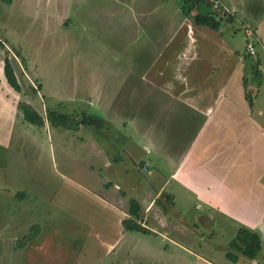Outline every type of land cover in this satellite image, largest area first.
I'll use <instances>...</instances> for the list:
<instances>
[{
	"label": "rangeland",
	"instance_id": "obj_1",
	"mask_svg": "<svg viewBox=\"0 0 264 264\" xmlns=\"http://www.w3.org/2000/svg\"><path fill=\"white\" fill-rule=\"evenodd\" d=\"M252 1L258 5L263 4L264 10V0ZM244 2L247 3V0ZM180 4L182 5V0H0V41L3 43L0 45V60L3 64L5 57L16 61L19 66V76L16 78L21 90H24L26 103L39 111L44 123H47L45 128L31 126L23 117L21 122L24 121L29 129L35 131L33 133L31 130L35 138L27 132L26 144L21 145L19 150L13 146L7 150L0 148V264H83L78 263L83 248L87 250L86 260L90 264H201L198 258H205L216 264H264L263 238L261 249L253 259L241 255L244 258L235 262L224 254L227 251L235 252L230 247V241L238 230L236 225L213 213L212 224L204 225L202 220L197 221V225L188 223L189 208L184 206L193 199L187 188L170 175L174 169L172 160L155 148L146 153L145 126L150 135L157 136L156 132H160L165 125L162 123H171V118L167 111L165 117H162L161 109L156 108L155 98L152 99L151 108L146 103V99L152 97H148L149 83L145 78L150 63L140 62L141 56H144L143 47L149 43L147 36L150 31L145 29L144 19H149L153 14L155 28L159 26L165 31L171 24L164 16L165 11L175 9ZM209 4L213 12L223 8L224 12L219 11L218 19L228 21L231 12L222 6L223 0H210ZM129 11L135 14V20L134 17L129 20ZM142 12L145 17L140 14ZM192 15L190 17L193 21ZM238 18H242L241 15ZM162 19L164 20L161 21ZM88 23L93 31L85 33ZM129 24L135 25L137 30L134 31L131 27V30L124 31V42L120 43L117 41L119 28L128 29ZM229 27L233 29L229 28V39L235 45L238 44L239 49H243L246 43L242 33L249 25L244 26L243 32L238 21H234ZM154 33L157 34L156 29H152L150 35ZM154 45L157 46L154 47L153 54L157 56L160 42L155 39ZM114 61L120 64H114ZM259 66L262 72L259 76L254 75L253 79L256 83L262 81L257 97L264 100V62ZM158 69L161 70V65L156 67L155 64L154 71ZM114 72L118 76L115 80H110L114 79ZM1 81L5 84V78ZM104 82L105 87H111L109 89L118 94L116 100L120 99L121 103L119 108L108 110L109 113L102 103L105 98L113 101L114 96L112 99L105 97L103 94L106 90L102 94ZM31 85H35V88ZM170 108L174 111L173 107ZM20 112L22 113L21 110ZM51 113L65 117L67 121H58L50 116ZM84 115H94L103 119L104 123H112L115 128L105 127L111 137L119 132L129 131L132 138L139 141L135 151L131 150L137 165L129 154L122 151L115 153L116 156L120 154V169L126 167V172L121 173L127 174L126 176L115 174L116 172L112 176H105L101 159L89 156L83 150V138L87 135L96 137V141L91 143H96L98 154L102 143L109 144L108 141H101L98 136V131L104 126L96 129V132L90 126L88 128L92 131L87 134V126L82 124L87 123L83 122ZM117 123L129 124L122 128ZM116 137V144H126L125 137ZM23 165L34 172L28 179H24L22 175L27 167ZM140 165H145L149 171H143ZM107 178L112 182L110 188L105 184ZM115 179L120 184V192L125 194L123 200L120 198L121 193L115 189ZM150 179L155 185H162L163 189L159 191L161 194L156 203L157 209L153 206L149 213L139 206L141 218L147 215L160 216L164 203V211L166 205H169L170 213L173 210L180 213L183 209L182 214L187 221L185 227L191 231L176 232L175 229L178 230L180 225L177 223L178 219L170 218L171 214L165 213L168 227L164 230L169 240L155 233L130 231V234L120 238L117 251L98 254L99 249L103 248V244H99V238L103 239V234L100 236L98 230L104 226L106 233L110 231L114 234L115 223L112 217L101 221L103 210L110 212L111 209L97 203L91 195L115 198L130 210L133 202L138 203L139 198L153 194L148 182ZM21 182L28 186L29 193L36 195L41 201V208L38 207L34 219L37 216L44 217L46 213L51 214L55 220L53 226L58 228L55 237L42 236L40 247H29L25 251L18 248L22 245L20 243L29 239L26 237L19 239L20 243L15 241L16 250L13 248L15 244L12 234L16 233L15 226L23 227L24 220L20 219L15 226L11 221L5 220V216L10 214H5L7 211L3 193L5 187L19 186ZM107 189L113 190V194ZM50 190L52 197L48 196ZM49 199L57 207L45 212L44 204ZM24 217L29 219V214L26 213ZM149 217L142 220L146 225H150ZM154 226L157 228L156 224ZM17 231L22 232L20 229ZM193 232L200 233V244L194 245L190 241V237L194 236ZM52 242L56 245L49 248ZM150 243L152 247L149 246ZM180 244L188 249L180 248ZM157 250L168 252V256L163 260ZM178 254H183L185 260Z\"/></svg>",
	"mask_w": 264,
	"mask_h": 264
},
{
	"label": "crops",
	"instance_id": "obj_2",
	"mask_svg": "<svg viewBox=\"0 0 264 264\" xmlns=\"http://www.w3.org/2000/svg\"><path fill=\"white\" fill-rule=\"evenodd\" d=\"M204 1L209 3L210 0ZM262 5H258L252 0H247V3L244 0H223L222 6L231 12V16H228L227 22L221 21L217 28L192 21L190 16L183 13L181 4L175 9L165 11L164 16L168 22H171L165 31L159 26L155 28L153 14L148 19L143 12L140 13L145 17V29L150 31L147 36L149 43L143 47L144 56H141L140 59V62L150 63L145 78L149 83L148 97L151 96L152 98L146 99V103L148 102V106L151 108L152 99L155 98L157 101L156 108L161 109L162 117H165V111H167L171 118V123H162L165 125L160 129V132H156L158 133L157 136L150 135L151 133L145 126L146 142L144 144H146V151L155 148L162 152L164 157L172 160L174 169L170 175L179 184L181 183L187 188L190 197L193 199L184 206L189 208L190 222L188 223L197 225V221L202 220L204 225H209L213 223L212 213L216 214L238 228L245 226L255 231L260 239V249L262 238L264 240V100L257 97L262 81L256 83L253 77L261 74L262 70L259 64L264 62V10H262ZM134 15L130 12L129 20ZM239 15L242 18H238ZM234 21L240 22L242 32L244 26L249 25L251 28L257 39L254 56L246 53V49H244L246 45L243 49H239L238 44L235 45L234 41L229 39L228 34H230L231 29L229 26ZM129 26L128 29L127 27L119 28L120 34L117 32V41L120 43L124 42V31L131 30V27L132 30H137L135 25L129 24ZM85 28H87L85 33L93 31L89 23ZM152 29H156L157 34L150 35ZM243 33L242 38L247 43L245 32ZM231 34L233 36L232 31ZM155 39L160 42L157 56L153 54L154 47L157 46L154 45ZM13 61L11 59L15 76L18 77L19 66L16 61ZM129 62L131 61L129 60ZM114 64L119 65L120 63L114 61ZM155 64L156 67L161 65V70L158 69L155 72ZM3 65V61L0 60V80L5 78ZM25 76L28 77L26 74ZM116 76L118 75L114 72L112 74L114 79L110 80H115ZM106 80L104 79V81ZM105 84L106 82L103 83L102 94L106 90L107 92L103 94L105 97L108 96L112 99L114 96L113 101L105 98L102 103L105 111L108 112L114 107L119 108L121 103L120 99L116 100L118 94L112 92L109 89L111 87H107V85L105 87ZM112 85L114 84L112 83ZM31 87L34 89L35 85H31ZM24 95V90L19 92L14 90L6 78L5 84L0 82L1 149L7 150L13 146L19 150L21 145L26 144L27 132L35 138L33 134L35 131L29 129L28 125L35 126L36 124L28 123L26 126L24 121L21 122L23 114L20 112L18 103L26 102ZM247 97H250L252 105L249 104ZM170 107H173L174 111ZM37 112L41 115L39 111ZM117 124L126 128L129 123ZM38 126L45 128L47 123ZM103 126V129L98 131V136L101 141H108V145L111 146L102 143L98 154L96 143H94L96 137L87 135L86 138H83L85 141L82 139L85 147L83 150L87 152V155L97 156L101 159L105 176H112L115 172V174L126 176L127 174L121 173L126 172V167L120 169V154L116 156L115 153L122 151L129 154L133 163L137 165L131 150L135 151L139 141L134 140L129 131L119 132L111 137L106 128L107 126L109 128L115 127L112 126V123H104ZM86 130L87 134L92 131L88 127ZM94 132H96L95 129ZM165 133L167 135H164ZM116 135L126 138L124 146L118 142L116 144L118 141ZM92 141H94L93 144ZM151 157L152 154L149 159ZM139 167L143 168V171H149L145 165ZM33 173L31 168L27 166L22 175L24 179H28ZM108 179L105 184L109 185L110 188L112 182ZM148 182L153 194L150 193L149 196L139 198L140 203L138 202V204L141 209L150 213L153 206L154 209H157L156 203L161 194L159 191H162L163 188H161L162 185H155L151 179ZM117 183L118 181L115 179V189L120 192L121 187ZM27 187L24 182H21L19 186L5 187L3 190L5 193V211H7L5 214H10L5 216V220L11 221L14 226L18 224L20 219L24 220V226L18 228L15 226L16 233L12 234L14 244L15 241L20 243L19 239L21 238H29L20 243L22 245L18 249H23V251L29 247L38 245L40 247L42 236L44 238L55 237L58 234L57 226L56 228L53 226L55 220L51 214L46 213L44 217L37 216L34 219V215L38 213V207L41 208V201L36 195L29 193ZM108 189L106 191L113 194V190ZM120 193V198L123 200L125 194H123L124 192ZM48 196L52 197L51 190ZM91 197L97 203L111 209L110 212L107 209L103 210L104 215L101 221H107L106 217H112L115 223L114 234H111L110 231L106 233L104 226L98 230L100 236L103 234V239L98 237L99 244H103V248L99 249L98 254L117 251L120 238L130 234V231H134L128 230L125 226L127 218L131 217L129 207L119 204L122 202L115 198L109 199L104 195H91ZM194 197L196 198L194 199ZM164 205L162 203L160 216H144L149 217V223L153 226L146 225L142 221L144 217L141 218L140 213L139 217L133 218L142 227L147 228L150 233H155L163 239L169 240L164 230L168 227V219L165 218L166 215L164 214L170 213V206L166 205L164 211ZM56 207L57 205L55 202L52 203V199H49L46 205L44 204L45 212ZM182 211L183 209L178 213L173 210L169 215L170 218L178 219L179 229H175L178 233L191 231L185 227L187 221ZM0 213L2 214V211ZM26 213L29 214V219L24 217ZM150 219L154 220L150 221ZM154 224L157 225V228ZM180 227L183 228L180 229ZM17 229L22 232H18ZM199 234L193 232L194 236L190 237V241L194 242V245L200 244L202 240L200 239L201 236L198 237ZM54 245L56 243L52 242L49 248ZM15 246L16 244L13 248L16 250ZM149 246L152 247V244L150 243ZM179 246L180 248H187L181 244ZM147 249L148 243L145 253H147ZM217 249L219 248L217 247ZM157 251L161 253L162 259L168 256V252ZM224 255L226 256V252ZM237 255L236 260L244 258L241 254ZM178 256L185 260L183 254H178ZM87 257V250L83 248V251H80L78 263L90 264L86 260ZM236 260L235 262H237ZM198 261L201 264H216L205 258H198ZM229 261L231 262V260Z\"/></svg>",
	"mask_w": 264,
	"mask_h": 264
},
{
	"label": "trees",
	"instance_id": "obj_3",
	"mask_svg": "<svg viewBox=\"0 0 264 264\" xmlns=\"http://www.w3.org/2000/svg\"><path fill=\"white\" fill-rule=\"evenodd\" d=\"M209 3H206L204 0H182V11L185 15L190 16L193 14V19L197 24H204L208 25L212 28H217L221 21L218 19V15L224 12V9L222 8L219 11L213 12V8L210 10ZM211 6V5H210ZM0 45H3V43L0 41ZM4 75L9 83V85L16 91H21V87L17 81V78L14 73V69L12 66V63L8 57H5L4 59ZM249 100V104H251L250 97H247ZM19 109L22 111L23 117L26 121L32 124L36 125H42L44 123L43 117L35 110L34 107L29 105L26 102H19L18 103ZM51 117L53 116L54 119L58 121H67L65 117L59 116L57 114L51 113ZM82 123L86 125L87 127H92L95 130L99 129L103 126L104 121L103 119L97 117V116H85L83 117ZM79 124V123H78ZM131 217L127 218L125 221V226L128 230H134V231H140L147 233L149 230L145 227H142L140 224H138L134 218L139 217V205L136 202H133V208L130 209ZM134 217V218H133ZM230 247L235 252H226V256L233 259L234 261L237 259L238 255L237 253L246 256L248 258H254L255 255L258 253L260 249V239L256 232L252 231L248 227L241 226L238 228V230L235 233V236L230 241Z\"/></svg>",
	"mask_w": 264,
	"mask_h": 264
},
{
	"label": "built area",
	"instance_id": "obj_4",
	"mask_svg": "<svg viewBox=\"0 0 264 264\" xmlns=\"http://www.w3.org/2000/svg\"><path fill=\"white\" fill-rule=\"evenodd\" d=\"M244 32H245V35L247 37L246 52L250 55H254L256 53L257 39H256L255 35L252 33L250 27H246Z\"/></svg>",
	"mask_w": 264,
	"mask_h": 264
}]
</instances>
